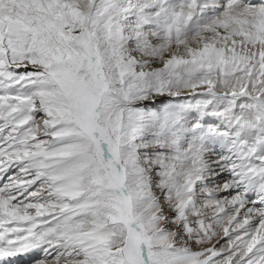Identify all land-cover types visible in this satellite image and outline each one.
<instances>
[{"label":"snow or ice","instance_id":"snow-or-ice-1","mask_svg":"<svg viewBox=\"0 0 264 264\" xmlns=\"http://www.w3.org/2000/svg\"><path fill=\"white\" fill-rule=\"evenodd\" d=\"M0 264H264V0H0Z\"/></svg>","mask_w":264,"mask_h":264},{"label":"bare ground","instance_id":"bare-ground-1","mask_svg":"<svg viewBox=\"0 0 264 264\" xmlns=\"http://www.w3.org/2000/svg\"><path fill=\"white\" fill-rule=\"evenodd\" d=\"M146 103H151V102H146Z\"/></svg>","mask_w":264,"mask_h":264}]
</instances>
